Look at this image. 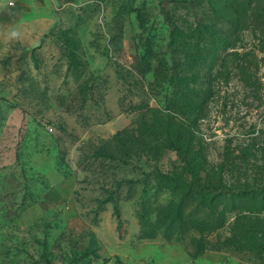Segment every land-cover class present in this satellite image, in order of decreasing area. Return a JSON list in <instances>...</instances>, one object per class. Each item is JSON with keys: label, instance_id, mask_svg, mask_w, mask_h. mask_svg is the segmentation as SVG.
<instances>
[{"label": "rangeland", "instance_id": "1", "mask_svg": "<svg viewBox=\"0 0 264 264\" xmlns=\"http://www.w3.org/2000/svg\"><path fill=\"white\" fill-rule=\"evenodd\" d=\"M27 1L34 41L0 52V264H264V241L227 242L237 212L215 230L167 231L163 208L178 195L158 173L177 153H152L147 135L137 146L144 105L165 107L173 77L203 94L197 134L211 163L228 144L264 141V0L217 14L209 0ZM175 26L207 37L190 38V59ZM68 176L61 204L17 222ZM244 213L264 227V212Z\"/></svg>", "mask_w": 264, "mask_h": 264}, {"label": "trees", "instance_id": "2", "mask_svg": "<svg viewBox=\"0 0 264 264\" xmlns=\"http://www.w3.org/2000/svg\"><path fill=\"white\" fill-rule=\"evenodd\" d=\"M227 1L209 0V3L217 14L218 7ZM205 32L207 36L215 35L211 29ZM181 33L186 37L182 43L183 53L190 59V51L194 50L190 38H195V45L199 46L207 37L202 35L203 30H194L185 36L179 26H175L171 33L174 44ZM196 82L173 77V80H169L172 92L165 107L144 105L151 117H142L143 129H140V133L143 137L137 146L144 148L148 145L145 140L147 135L156 142L149 147L152 153L159 156L161 149L177 153L179 165L169 172L158 173V177L166 182L164 185L178 195L163 208L164 219L169 221L167 231H179L187 222L198 231L215 230L224 226L228 213L237 212L227 242L250 248L254 241H264V227L253 226L247 213H244L264 212V141L259 144L249 141L234 147L228 144L221 160L211 163L205 143L197 134L205 103ZM121 133H117L116 137ZM191 203L195 207L187 211ZM194 216L195 219L189 220Z\"/></svg>", "mask_w": 264, "mask_h": 264}, {"label": "crops", "instance_id": "3", "mask_svg": "<svg viewBox=\"0 0 264 264\" xmlns=\"http://www.w3.org/2000/svg\"><path fill=\"white\" fill-rule=\"evenodd\" d=\"M28 5L27 0H0V52L11 49V44L15 41L17 44L21 42L24 49L29 50V46L34 41L32 33L38 32H32L33 24H30L34 22L32 17L36 16L37 11L29 8ZM38 18L44 16L40 15ZM72 182V176L62 178L48 192L45 199L23 209L16 218L17 222L23 225L34 222L40 219L45 211L61 204L65 195H69V191L72 190Z\"/></svg>", "mask_w": 264, "mask_h": 264}]
</instances>
